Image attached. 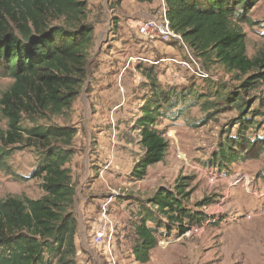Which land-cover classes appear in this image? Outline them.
I'll return each mask as SVG.
<instances>
[{"label":"rangeland","instance_id":"rangeland-1","mask_svg":"<svg viewBox=\"0 0 264 264\" xmlns=\"http://www.w3.org/2000/svg\"><path fill=\"white\" fill-rule=\"evenodd\" d=\"M162 1L153 0L149 6L122 0L114 6L113 0H88L86 20L95 40L82 91L70 110L39 119L43 124L74 126L78 131L73 141L75 153L67 163L75 186L69 209L78 222L77 252L70 264H264V151L222 168L212 164L219 146L239 129V110L223 100L231 90H242L245 75L237 77L221 62L198 58L178 41L142 35L138 25L159 14ZM130 18L132 24L126 20ZM240 26L246 34L248 56L263 53L264 0ZM150 67L164 87L184 88L190 97L174 109H163L157 127L168 141L166 156L137 179L132 171L144 149L134 122L148 93L143 69ZM199 70L209 78L197 73ZM13 81L10 76L0 77V98ZM205 92L208 98L197 95ZM243 96L249 100L247 117L253 120L246 134L264 136V106L260 105L264 81ZM208 100L209 107H204ZM0 126L7 127L1 114ZM24 126H32L28 118ZM8 160L14 170L30 176L38 158L32 148H25L14 151ZM180 180L190 192L187 204L192 209H199L195 203L205 198L211 200L200 207L205 214L203 224L182 235L176 228L171 233L160 228L150 260L141 263L132 253L139 202L160 186L172 189ZM42 195V179H16L0 170V200ZM105 202L114 233L98 248L92 233Z\"/></svg>","mask_w":264,"mask_h":264},{"label":"trees","instance_id":"trees-1","mask_svg":"<svg viewBox=\"0 0 264 264\" xmlns=\"http://www.w3.org/2000/svg\"><path fill=\"white\" fill-rule=\"evenodd\" d=\"M259 1L165 0L171 27L195 56L221 62L237 77L245 75L242 90H231L224 96V103L239 110V121L235 120L239 129L214 154L212 164L216 167L264 151V136L251 137L245 132L253 120L247 117L249 100L243 96L264 81V52L248 56L246 34L240 26L248 22ZM113 2L115 6L122 0ZM87 16L88 0H0V77L14 79L0 98V114L7 122L6 128L0 126V170L16 179L40 178L44 191L37 199L8 196L0 200V264H53L54 260L70 264L76 255L78 222L69 209L75 186L67 163L75 153L73 141L78 131L74 126L43 124L39 119L70 110L82 91L95 40ZM143 73L148 93L134 122L144 149L132 171L137 179L166 156L168 141L157 127L163 109H174L190 97L184 88L164 87L153 68H144ZM207 92L197 95L208 98ZM260 105L264 106V98ZM26 118L31 127L24 126ZM25 148H32L38 158L30 176L14 170L8 160L14 151ZM186 186L181 180L172 189L160 186L139 202L132 249L137 261L150 260L160 228L167 233L176 228L182 235L203 224L205 214L200 207L211 200L205 198L195 203L199 209H192L187 204L190 192Z\"/></svg>","mask_w":264,"mask_h":264},{"label":"built area","instance_id":"built-area-1","mask_svg":"<svg viewBox=\"0 0 264 264\" xmlns=\"http://www.w3.org/2000/svg\"><path fill=\"white\" fill-rule=\"evenodd\" d=\"M162 3V11L157 15L151 16L148 20L142 21L137 27L138 31L144 36L159 39L161 41H178L186 47L181 35L170 25L165 8V1L163 0ZM197 73H201L204 78L209 77V75H206L204 70H199ZM115 194L117 195L118 191H115ZM198 227L199 226H197V228ZM197 230L198 229H196V231ZM113 233L114 229L107 215V203L105 202L102 206L100 218L98 219V222L95 223L93 228L92 242L98 248L103 247V245L105 246L107 240H111ZM108 250H110V244L106 246V252Z\"/></svg>","mask_w":264,"mask_h":264},{"label":"crops","instance_id":"crops-1","mask_svg":"<svg viewBox=\"0 0 264 264\" xmlns=\"http://www.w3.org/2000/svg\"><path fill=\"white\" fill-rule=\"evenodd\" d=\"M139 3V2H138ZM153 3V2H152ZM152 3H145V4H149V6H152L153 4ZM114 9H117V8H112L111 10H114ZM142 12V11H141ZM143 12L145 13V11L143 10ZM142 12V13H143ZM130 17V16H129ZM126 20H128L129 22H131V24L133 23V19L132 18H130V19H126ZM119 23L121 24V21H119ZM130 24V25H131ZM95 33H97V31L95 30ZM98 39H100V36H98Z\"/></svg>","mask_w":264,"mask_h":264}]
</instances>
